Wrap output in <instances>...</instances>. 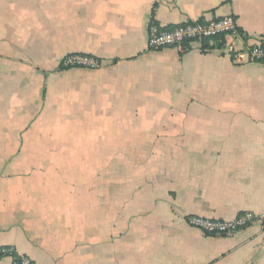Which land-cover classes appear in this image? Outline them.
<instances>
[{"label": "crops", "instance_id": "0c3cea01", "mask_svg": "<svg viewBox=\"0 0 264 264\" xmlns=\"http://www.w3.org/2000/svg\"><path fill=\"white\" fill-rule=\"evenodd\" d=\"M225 16L264 40V0H0V264H264V63L148 49L152 21ZM74 55L102 65L62 69ZM73 132L66 157L110 163L139 139L162 158L89 186L51 168ZM247 213L231 236L187 223Z\"/></svg>", "mask_w": 264, "mask_h": 264}, {"label": "built area", "instance_id": "2783aa9c", "mask_svg": "<svg viewBox=\"0 0 264 264\" xmlns=\"http://www.w3.org/2000/svg\"><path fill=\"white\" fill-rule=\"evenodd\" d=\"M240 39L236 20L231 16L211 20L204 18L188 20L174 28L164 27L152 21L148 27V49L151 51L173 49L182 56L192 51L195 45L204 48V44L208 42L236 65L264 63V40L245 47ZM101 65L99 60L74 55L67 57L62 67L96 70ZM254 220L255 216L247 213L230 222L190 216L187 223L204 234L231 236L236 231L249 226ZM6 253L14 255L12 250ZM15 264H33V262L23 256L16 258Z\"/></svg>", "mask_w": 264, "mask_h": 264}, {"label": "rangeland", "instance_id": "374dc122", "mask_svg": "<svg viewBox=\"0 0 264 264\" xmlns=\"http://www.w3.org/2000/svg\"><path fill=\"white\" fill-rule=\"evenodd\" d=\"M57 133L61 134L62 132L58 131ZM77 134L73 132L72 136H70V139H64L60 137L57 139V143L61 144V149H59L57 158H51L53 159V161H51L50 164L52 170L56 171V173H59L60 176L62 175L65 178L70 179V177L73 175H77L80 178L86 177L85 179L81 178L84 181L80 182H87L89 186L98 185V181L100 180L101 185L112 186L115 181L117 182V179L114 181V179L112 178V170L115 171V173L121 172V177L120 179H118V184H120L121 186H125L130 176L139 177L140 173L144 174L146 168L145 158H162L163 148L159 144L160 140H154L153 142L155 145L150 146L148 145V142H150V140L144 142L140 141L139 139H137L138 145H136L135 147H128V145L122 147L120 151L121 156L120 158H115V161H112L113 159L111 158L103 159V162L110 159L112 161L110 163L105 162L102 164L101 158H71L70 156L66 157L67 155L63 154L64 152H66L65 149L63 150V148H65V145L71 143L75 147L77 146L78 142L81 141V139H79V135ZM139 134L140 132H136L137 137H139ZM78 150L80 151L79 148ZM39 164L42 166V163H37L36 165ZM46 165L47 163L43 165L44 168H41V170L46 171L47 168H49V164L47 166ZM101 165H103L104 168ZM81 171H83L82 174ZM102 181L104 182V184L102 183ZM73 183L76 184V181L74 180Z\"/></svg>", "mask_w": 264, "mask_h": 264}, {"label": "trees", "instance_id": "16d2710c", "mask_svg": "<svg viewBox=\"0 0 264 264\" xmlns=\"http://www.w3.org/2000/svg\"><path fill=\"white\" fill-rule=\"evenodd\" d=\"M208 44H209L208 42L205 43V44H204V47H207ZM220 46H222V44H220ZM62 69H63V67H62Z\"/></svg>", "mask_w": 264, "mask_h": 264}]
</instances>
